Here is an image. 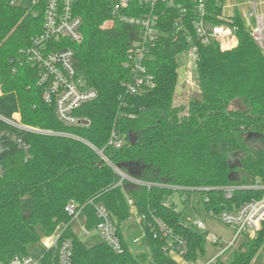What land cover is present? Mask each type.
Masks as SVG:
<instances>
[{
	"label": "trees",
	"instance_id": "obj_1",
	"mask_svg": "<svg viewBox=\"0 0 264 264\" xmlns=\"http://www.w3.org/2000/svg\"><path fill=\"white\" fill-rule=\"evenodd\" d=\"M36 11L0 0V115L19 114L26 126L70 133L80 140L24 132L0 122V131L15 134L28 147L24 152L9 143L0 156V261L26 255L27 246L39 241L37 227L47 235L61 227V239L72 242L71 264H176L149 234L147 221L157 217L186 240L185 259L196 262L205 254V235L185 224L182 212L164 206L165 196L173 194L167 186L210 189L204 192L206 211L234 210L261 196L249 187L264 183L263 50L235 16L237 45L231 50L216 43L201 47L198 93L181 95L176 104L175 55L186 45L164 39L148 64L155 87L130 95L123 87L129 74L122 63L136 29L104 26L111 18L105 0H77L83 38L68 46L77 75L97 98L77 112L87 125L65 127L41 99L37 68L24 60V50L42 28V9ZM112 132L124 140L120 149L107 145ZM96 150L114 166L126 164L136 173L126 174L151 185L119 184L120 176ZM223 186L238 189L225 199L213 190ZM70 204L84 215L87 231L98 223L94 205L104 206L116 224L123 253L115 254L101 242L82 241L65 212ZM133 213L145 217L149 255L131 250L121 234V225ZM263 244L264 220L255 237L243 238L214 264H252ZM43 262L48 264L47 258Z\"/></svg>",
	"mask_w": 264,
	"mask_h": 264
},
{
	"label": "built area",
	"instance_id": "obj_2",
	"mask_svg": "<svg viewBox=\"0 0 264 264\" xmlns=\"http://www.w3.org/2000/svg\"><path fill=\"white\" fill-rule=\"evenodd\" d=\"M105 1L108 2L111 18L103 23L104 26L115 28L119 25H127L137 31L125 50V60L122 63V67L129 74V78L123 82V87L130 95H141L155 87V79L148 64L153 59V50L164 39H169L173 43H185V48L175 55L178 81L181 79L185 95L198 93L199 50L212 43H216L221 50L233 49L237 45L236 29L233 25L235 16H239L242 21L243 17L253 18L254 26L249 29L250 36L264 52V12L256 14L255 0L245 3L252 4L253 12L249 15L241 16L235 13L229 17H224L222 13L224 2L227 0ZM7 2L12 7L29 8L33 14L37 13V8L42 9L41 32L31 38L28 48L23 52L24 60L27 64L37 68V86L41 89V99L44 104L52 108L56 120L65 127L87 125L88 122L78 116L77 112L86 104L94 101L97 98V92L77 75L74 68V52L68 46L70 43L80 42L83 38V20L75 11L77 0H7ZM83 121L87 123L83 124ZM0 122L24 132L80 140L70 133L26 126L21 123L19 114H14L11 118L0 115ZM9 143L15 144L24 152L28 149L21 138L15 134L0 131V156L7 150ZM107 145L114 149H120L124 145V140L112 132ZM88 146L93 148L91 145ZM96 152L102 162L109 165L120 176L119 184L126 180L137 185L148 187L151 185L150 183H141L122 172L104 157L102 151L96 150ZM167 188L180 195H183L184 192H200L202 206L207 202L204 192L210 191L207 188L183 189L173 186H167ZM237 189L236 186H223L213 190L220 191L225 199H230ZM249 189L260 192L261 196L230 211L205 210L212 218L234 231V236L226 247L205 264H214L216 258L223 252L235 248L243 238L255 237L261 229L264 220V183L256 182ZM180 200L182 203L186 201L185 197H181ZM128 204L131 206L132 201L128 200ZM164 206H170L174 212H179L173 203H164ZM65 212L72 221L81 214L77 206L73 204L66 206ZM94 212L98 223L93 230L99 241L113 253L122 254L124 248L111 215L102 205H94ZM137 217L142 228L145 217ZM187 221L190 220L187 219ZM191 223L199 232L205 230V225L200 220H191ZM147 228L152 238L162 243V252L175 260L176 264H201L185 259L186 240L175 234L172 228L160 218L152 217L147 221ZM57 230L46 239L40 256L35 257L28 253L16 255L8 261H0V264H45L43 262L45 258H47L48 264H71L72 242L69 239H61L62 231L57 234ZM90 232L85 227L83 228L85 237H89ZM121 234L125 241L122 230ZM205 240L212 245H217L219 241L214 234L205 236ZM132 242L135 244L138 243V240L133 239Z\"/></svg>",
	"mask_w": 264,
	"mask_h": 264
},
{
	"label": "rangeland",
	"instance_id": "obj_3",
	"mask_svg": "<svg viewBox=\"0 0 264 264\" xmlns=\"http://www.w3.org/2000/svg\"><path fill=\"white\" fill-rule=\"evenodd\" d=\"M251 0H227L224 2L223 16L229 17L233 14L238 15H249L253 12L252 4H245ZM256 3V14H262L264 12V0H255ZM245 27L249 30L254 26L253 18L243 17ZM198 92V91H197ZM181 95H185L182 88L181 79L178 81L176 87V99L175 103L181 102ZM234 161V160H233ZM231 163H234V162ZM181 197H185L186 201L182 203L180 200ZM165 204L173 203L177 211L182 212L185 217V224L191 226L192 229L196 230L195 226L191 223V220H200L205 225V230H201V233H204L205 236L209 234H214L219 239L217 245H212L206 242L205 245V254L198 258L197 262L205 264L213 259L217 254L226 247L227 243L230 242L234 236V231L227 225L221 223L218 220L212 218L202 206V194L200 192H184L183 195H180L178 192H174L172 196L167 195L164 198ZM189 219L190 221H187ZM85 227V218L81 213L78 217L72 221L71 229L72 231L85 243L94 244L99 241L98 236L94 230H91L89 237H85L83 234V228ZM63 228L57 230V234L62 231ZM121 230L123 231L125 241L127 245L133 251L145 252L149 255V249L146 246L144 233L142 231L141 225L139 224L138 217L135 213L121 225ZM37 233L39 235V241L37 243L28 245L26 250L27 253L38 257L43 251V247L46 243V239L53 234L47 235L43 228L37 227ZM133 239H137L138 243H133ZM238 245V244H237ZM236 245V246H237ZM235 246V247H236ZM252 264H264V244L261 249L258 251Z\"/></svg>",
	"mask_w": 264,
	"mask_h": 264
},
{
	"label": "water",
	"instance_id": "obj_4",
	"mask_svg": "<svg viewBox=\"0 0 264 264\" xmlns=\"http://www.w3.org/2000/svg\"><path fill=\"white\" fill-rule=\"evenodd\" d=\"M82 123H83V124H86L87 122H86V121H83ZM228 158H229L230 161H233V160L236 159V156L233 154V155H230ZM118 168H119L122 172H124V173H129L130 175H135V174H136V173H135L133 170H131L126 164H120V165L118 166Z\"/></svg>",
	"mask_w": 264,
	"mask_h": 264
}]
</instances>
